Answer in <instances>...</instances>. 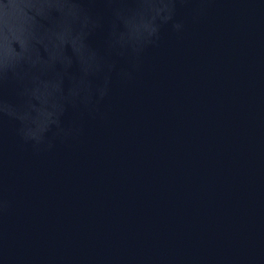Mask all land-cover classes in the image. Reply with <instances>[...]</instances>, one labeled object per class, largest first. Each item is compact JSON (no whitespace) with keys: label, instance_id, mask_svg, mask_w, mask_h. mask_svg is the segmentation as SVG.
<instances>
[{"label":"water","instance_id":"water-1","mask_svg":"<svg viewBox=\"0 0 264 264\" xmlns=\"http://www.w3.org/2000/svg\"><path fill=\"white\" fill-rule=\"evenodd\" d=\"M0 264H264V0H0Z\"/></svg>","mask_w":264,"mask_h":264}]
</instances>
